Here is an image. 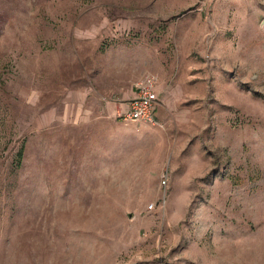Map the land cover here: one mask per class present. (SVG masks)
<instances>
[{
  "label": "rangeland",
  "instance_id": "1",
  "mask_svg": "<svg viewBox=\"0 0 264 264\" xmlns=\"http://www.w3.org/2000/svg\"><path fill=\"white\" fill-rule=\"evenodd\" d=\"M0 264H264V0H0Z\"/></svg>",
  "mask_w": 264,
  "mask_h": 264
},
{
  "label": "built area",
  "instance_id": "2",
  "mask_svg": "<svg viewBox=\"0 0 264 264\" xmlns=\"http://www.w3.org/2000/svg\"><path fill=\"white\" fill-rule=\"evenodd\" d=\"M157 77L145 73L135 81L133 94L127 99L126 106L115 111V116L124 121H140L154 124L157 95L154 89Z\"/></svg>",
  "mask_w": 264,
  "mask_h": 264
},
{
  "label": "crops",
  "instance_id": "3",
  "mask_svg": "<svg viewBox=\"0 0 264 264\" xmlns=\"http://www.w3.org/2000/svg\"><path fill=\"white\" fill-rule=\"evenodd\" d=\"M154 89H155V91H156V95H157V104H156V107H157V105H158V99H159V97H158V90H157V81H156V83H155V86H154ZM133 94V93H132ZM131 94V95H132ZM131 95H129L127 98H125V99H123L121 102H119V106H117V107H115L114 108V110H113V115L115 116V111L119 108V109H121V108H124L125 106H126V101H127V99L131 96ZM155 116H156V108H155ZM116 117V116H115ZM117 118V117H116ZM132 122H140V121H132Z\"/></svg>",
  "mask_w": 264,
  "mask_h": 264
}]
</instances>
